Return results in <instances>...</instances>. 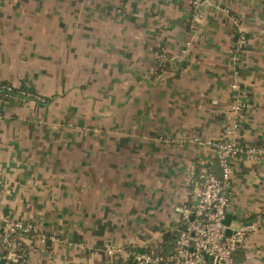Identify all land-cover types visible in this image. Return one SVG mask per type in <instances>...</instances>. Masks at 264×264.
<instances>
[{
    "label": "crops",
    "instance_id": "0c3cea01",
    "mask_svg": "<svg viewBox=\"0 0 264 264\" xmlns=\"http://www.w3.org/2000/svg\"><path fill=\"white\" fill-rule=\"evenodd\" d=\"M194 6L0 0V82L48 97L0 98V215L34 226L27 264L169 250L202 172H221L203 140L226 139L233 120L235 262L264 264V0H198L192 28Z\"/></svg>",
    "mask_w": 264,
    "mask_h": 264
},
{
    "label": "built area",
    "instance_id": "2783aa9c",
    "mask_svg": "<svg viewBox=\"0 0 264 264\" xmlns=\"http://www.w3.org/2000/svg\"><path fill=\"white\" fill-rule=\"evenodd\" d=\"M194 4L189 23L192 28L197 27L202 15L198 0H194ZM238 36L241 45L245 41L241 27L238 29ZM0 84L6 97L24 98L32 94L39 100H45L40 93L18 88L11 83ZM245 105V102L236 100L232 108L239 112ZM238 128L239 123L233 120L226 127V139L203 140L218 147L217 159L221 172H202L201 186L195 192L190 208L183 215L172 247L166 252L146 248L130 249L131 258L126 260L127 264H236L234 253L244 243L246 233L243 228H239L228 234L225 218L229 202L227 187L234 172L232 158L244 150V146L235 139ZM262 212L264 213V209ZM32 230L34 226L30 223L0 215V260L4 258L6 262H10L21 258L19 264H27L26 248L19 244L17 238ZM105 250L110 255L126 252L125 246L111 242H106ZM205 254L212 258H206Z\"/></svg>",
    "mask_w": 264,
    "mask_h": 264
},
{
    "label": "water",
    "instance_id": "95a60500",
    "mask_svg": "<svg viewBox=\"0 0 264 264\" xmlns=\"http://www.w3.org/2000/svg\"><path fill=\"white\" fill-rule=\"evenodd\" d=\"M232 220H233L232 213L227 210V214H226V218H225V223L228 225V228H227V233L228 234H232V233H234L237 230L236 228H232L231 227ZM205 257L206 258H212L208 254H205ZM5 262H6V260L4 258L0 260V264H5Z\"/></svg>",
    "mask_w": 264,
    "mask_h": 264
},
{
    "label": "trees",
    "instance_id": "16d2710c",
    "mask_svg": "<svg viewBox=\"0 0 264 264\" xmlns=\"http://www.w3.org/2000/svg\"><path fill=\"white\" fill-rule=\"evenodd\" d=\"M4 83H9V82H4ZM4 93H5V91L3 90L2 85L0 84V98H1V97H6V95H5ZM174 236H175V235H174ZM175 237H176V236H175ZM17 240H18V242H19L20 245H23V246L26 248V246L24 245L23 241H22L20 238H17ZM238 250H240V246H238V248L236 249L235 252H237ZM157 251H163V252H166V251H168V250H157ZM21 261H22V259L19 258L18 260H10V263H11V264H19V262H21Z\"/></svg>",
    "mask_w": 264,
    "mask_h": 264
},
{
    "label": "rangeland",
    "instance_id": "374dc122",
    "mask_svg": "<svg viewBox=\"0 0 264 264\" xmlns=\"http://www.w3.org/2000/svg\"><path fill=\"white\" fill-rule=\"evenodd\" d=\"M200 24V23H199ZM198 27H199V25H198ZM244 44V43H243ZM242 44V45H243ZM40 94L42 95V96H44L45 98H47V100H48V97L45 95V94H42L41 92H40ZM39 101V100H38ZM40 102H42V101H40ZM44 102H46V101H44ZM151 249V248H150ZM151 250H154V249H151Z\"/></svg>",
    "mask_w": 264,
    "mask_h": 264
}]
</instances>
